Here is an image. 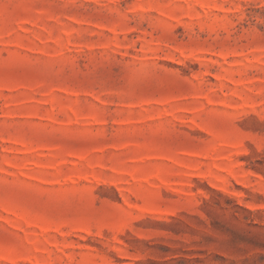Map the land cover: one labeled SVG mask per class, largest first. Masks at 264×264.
Returning a JSON list of instances; mask_svg holds the SVG:
<instances>
[{
	"label": "rangeland",
	"instance_id": "rangeland-1",
	"mask_svg": "<svg viewBox=\"0 0 264 264\" xmlns=\"http://www.w3.org/2000/svg\"><path fill=\"white\" fill-rule=\"evenodd\" d=\"M0 264H264V0H0Z\"/></svg>",
	"mask_w": 264,
	"mask_h": 264
}]
</instances>
